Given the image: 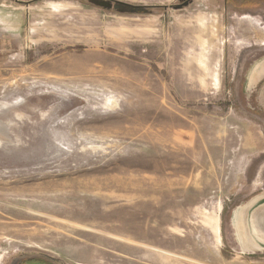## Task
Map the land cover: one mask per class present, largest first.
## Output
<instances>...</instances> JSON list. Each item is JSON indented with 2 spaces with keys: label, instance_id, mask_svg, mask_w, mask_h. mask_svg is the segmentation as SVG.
<instances>
[{
  "label": "rangeland",
  "instance_id": "rangeland-1",
  "mask_svg": "<svg viewBox=\"0 0 264 264\" xmlns=\"http://www.w3.org/2000/svg\"><path fill=\"white\" fill-rule=\"evenodd\" d=\"M180 3L0 0V264H264V0Z\"/></svg>",
  "mask_w": 264,
  "mask_h": 264
},
{
  "label": "water",
  "instance_id": "water-1",
  "mask_svg": "<svg viewBox=\"0 0 264 264\" xmlns=\"http://www.w3.org/2000/svg\"><path fill=\"white\" fill-rule=\"evenodd\" d=\"M180 4L177 6H173L172 9L174 10H181L185 7H188L190 5V1L180 0ZM97 5L106 8V9H115L119 11L120 13H129V14H143L147 13V8L145 7H138V6H130V5H121V4H115L113 5L110 1H99L97 2ZM260 219L258 220L257 216L253 217V226L255 228H258L261 233V238L263 239L262 242L264 243V210L260 213ZM259 221L261 223H259ZM251 238V236H249ZM252 240V238H251ZM253 241V244L257 246V243ZM31 264H48L43 262H36Z\"/></svg>",
  "mask_w": 264,
  "mask_h": 264
},
{
  "label": "crops",
  "instance_id": "crops-1",
  "mask_svg": "<svg viewBox=\"0 0 264 264\" xmlns=\"http://www.w3.org/2000/svg\"><path fill=\"white\" fill-rule=\"evenodd\" d=\"M178 31H179V38L181 40V23L179 24ZM252 70H253V68L249 70L248 75H247V79H249ZM253 87H258V89L260 90L258 104H259V106H262L263 110H264V73L260 76V78H258V80L256 81V83L254 84Z\"/></svg>",
  "mask_w": 264,
  "mask_h": 264
},
{
  "label": "bare ground",
  "instance_id": "bare-ground-1",
  "mask_svg": "<svg viewBox=\"0 0 264 264\" xmlns=\"http://www.w3.org/2000/svg\"><path fill=\"white\" fill-rule=\"evenodd\" d=\"M264 73V63L261 62L257 65L254 66L251 75L249 77V82H251V85H254L256 83V81L258 80V78H260V76ZM242 220V218H240V216L237 217V222L240 223V221ZM250 241V239H248ZM253 242V241H252Z\"/></svg>",
  "mask_w": 264,
  "mask_h": 264
},
{
  "label": "flooded vegetation",
  "instance_id": "flooded-vegetation-1",
  "mask_svg": "<svg viewBox=\"0 0 264 264\" xmlns=\"http://www.w3.org/2000/svg\"><path fill=\"white\" fill-rule=\"evenodd\" d=\"M185 1H190V3L193 1V0H185ZM225 2H228L230 0H224ZM244 1H249V0H244ZM251 85V82H248V86L249 87H253L254 85L250 86ZM38 261H34V260H28V261H25V263H19V264H31V263H36Z\"/></svg>",
  "mask_w": 264,
  "mask_h": 264
},
{
  "label": "trees",
  "instance_id": "trees-1",
  "mask_svg": "<svg viewBox=\"0 0 264 264\" xmlns=\"http://www.w3.org/2000/svg\"><path fill=\"white\" fill-rule=\"evenodd\" d=\"M38 1H39V0H38ZM35 2H36V1H35ZM145 8H146V7H145ZM149 9H151V8H148V7H147V12H148ZM143 14H146V13H143Z\"/></svg>",
  "mask_w": 264,
  "mask_h": 264
}]
</instances>
